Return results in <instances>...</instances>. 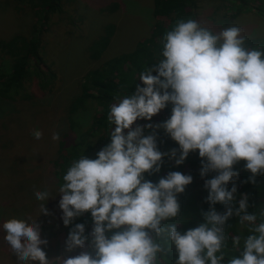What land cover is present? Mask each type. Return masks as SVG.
I'll return each instance as SVG.
<instances>
[{
	"label": "clouds",
	"instance_id": "1",
	"mask_svg": "<svg viewBox=\"0 0 264 264\" xmlns=\"http://www.w3.org/2000/svg\"><path fill=\"white\" fill-rule=\"evenodd\" d=\"M162 45L161 58L139 73L141 83L110 105V142L95 159L74 160L62 176L58 207L63 225H71L64 254L82 251L58 256V264H157L158 254L170 248L174 264H264V220L257 223L255 212H248V194L237 196L239 172L233 167L244 161L250 173L241 184L264 175V49L247 47L237 26L214 32L192 19L177 21ZM168 105L165 121L133 127L137 120L152 121ZM158 129L178 148L161 152ZM32 135L39 140L42 133ZM51 139L59 135L53 132ZM192 152L202 158L199 175L209 207L201 212L202 223L181 233L169 221L178 217L177 196L192 176L169 171L153 183L145 174L159 173L165 156L179 166ZM210 172L216 175L206 179ZM33 195L42 202L39 216L48 215L51 193ZM84 213H90V231L73 224ZM232 216L248 234L242 244L240 236L231 238L232 247L243 250L225 261V228ZM0 232L16 264H50L41 247L48 241L36 220L11 218L0 223Z\"/></svg>",
	"mask_w": 264,
	"mask_h": 264
},
{
	"label": "trees",
	"instance_id": "2",
	"mask_svg": "<svg viewBox=\"0 0 264 264\" xmlns=\"http://www.w3.org/2000/svg\"><path fill=\"white\" fill-rule=\"evenodd\" d=\"M219 1H221L222 9H225V12L222 14L215 13V15L218 21L222 19L219 22L223 27L229 24L228 21L233 13L244 12L241 11V8H248V12L251 11L252 1L250 0ZM199 2L200 0H154V23L149 37L138 43L133 52L122 54L104 62L101 66L90 70L86 74L76 90V95H78L66 110L68 117L61 114L56 118V121H58L57 129L63 122H66L67 130L57 132L59 135L57 147L54 150H45L42 155L45 158L49 154H53L54 160L47 168L51 166L50 173H53L55 179L48 178L44 168H42L44 165L47 166L46 160L43 161L42 159L38 168H33L35 167L33 166V156L26 155L23 163L20 165L17 163V154L21 150L22 157L27 153L24 143L31 139L24 137L18 143L19 137L13 138L12 148L2 150V153L8 152L0 159V208L5 211L2 222L11 218L32 221L36 219L35 213L40 214L39 206L42 202L36 201L33 194L36 191L45 189L53 196V198H49L47 203L43 202L46 203L45 207L48 209L49 214L45 216L46 218H39L36 222L39 225H44L56 220V207L60 199V196L56 195V189L62 183L63 174L66 173L74 160L83 155L89 159L96 158V153L104 147V145H101L98 149H95L98 137L102 135L103 140H105L104 136H109L112 127L107 119L110 105L116 103L119 98L130 95L135 84L141 83L138 80L139 73L161 58L162 38L167 31L175 26L177 21L192 19L200 23L197 13L200 8ZM7 4L12 5L18 13L26 15L30 12L33 23L28 28L29 31L26 35H18L9 40L0 39V100L7 103L25 102L28 104L30 101L36 100L37 96L25 93L27 83L36 84L47 95L55 92L58 75L53 73L52 66H48L46 63V53L42 51L44 50L42 36L45 33L44 27L49 25L50 16L58 11L64 13L67 8H64L62 0H5L3 7L6 8ZM114 10H116V7L111 12ZM107 11L109 10L104 9L103 13H107ZM114 28L115 26L109 25L107 33L105 32L106 34L102 35L103 38L101 36L93 45L89 53L91 62L97 61L108 50L115 32ZM246 46L264 49V39H258L256 42L246 41ZM4 60H7L8 64L3 65ZM141 86L143 85L141 84ZM91 108H95V110H92L91 116L83 117L82 114L87 113ZM170 114L171 105H168L154 116L150 123L163 122ZM33 120L32 123L36 122L35 119ZM28 124L23 125L25 129H28ZM11 126L12 124H10V128ZM83 127H86V132L82 131L84 130ZM30 129H28L26 135L30 133ZM148 132L150 133L151 130H148ZM157 133V145L161 152L178 148V145L164 133L163 129H158ZM109 140L110 136L108 140H105V143L108 144ZM95 151L97 152L95 153ZM201 159L197 152H192L182 165L177 166L174 161L165 156L162 158L159 173L145 174V178L153 183L169 171H178L192 176V183L186 186L184 193L177 196L180 204L178 217L173 221H169L170 223H176L177 229L181 233L202 223L203 216L201 212L206 211L209 207L205 201L207 190L203 187L204 180L199 175ZM243 164L244 161H240L233 166L234 170L239 172V180H246L250 175L243 168ZM214 175H216L215 172H210L206 179L212 178ZM239 180L237 181V196L240 193L248 194V212H255L257 223H259L264 220V216L260 215L264 211V175H257L255 183L241 184ZM215 207L219 212L224 211L223 205L220 203H217ZM41 215L44 216V214ZM75 223L85 224L86 231H90L92 227L90 213H84L77 217L73 221V224ZM70 227L71 225L68 226L69 230ZM225 233L226 242L222 250L225 253L226 261L232 256H239L240 251L243 250L242 247L239 250L234 249L231 238L240 236L242 244L243 237L248 232L246 227H242L238 223V218L232 216L226 223ZM3 235L0 232V258L2 260H4L3 257L9 258L8 253L11 256L14 255L10 248L5 246L7 243L4 241ZM86 250L90 251V249ZM12 257L16 260L15 256ZM175 259V249L170 248L163 257L158 254L157 264H174Z\"/></svg>",
	"mask_w": 264,
	"mask_h": 264
},
{
	"label": "rangeland",
	"instance_id": "3",
	"mask_svg": "<svg viewBox=\"0 0 264 264\" xmlns=\"http://www.w3.org/2000/svg\"><path fill=\"white\" fill-rule=\"evenodd\" d=\"M0 1V39L9 40L18 35H26L29 31L28 28L33 23L31 13L26 15L18 13L12 5L8 4V7L5 8L3 7L5 0ZM250 1H252L250 12H248V8H241V11L244 12L233 13L228 21L229 24L223 27L219 22L222 19L218 21L215 15V13L222 14L225 12V9H222L221 1L200 0V8L197 11L199 22L214 32L237 26L242 29L246 41L256 42L258 39H264V0ZM62 3L67 10L65 9L63 14L58 11L50 16L49 25L44 27L45 33L42 36L44 48L42 51L47 54H45L46 63L48 66L51 65L53 73L58 75L55 92L47 95L31 82L26 84L25 93L36 95L38 101L34 99L27 104L25 102L7 103L0 100V159L5 156V153L8 154L7 151L2 153V150L12 148L13 138L19 137L18 143L24 137L29 138L31 140L24 143L27 153L22 157V150L19 151L17 163L19 165L23 163L26 155L33 156V166H35L33 168H38L41 160H46L47 166L44 165L42 168L50 179L54 176L52 172L50 173L51 166L47 167L52 164L54 157L53 154H49L45 158L42 155L45 150H54L57 147V140L51 139L52 133L67 130L66 122H63L57 129L58 121L56 118L61 114L68 117L66 110L78 95H76V90L90 70L117 56L133 52L138 43L149 37L154 23V0H62ZM115 7L116 10L111 12ZM104 9L109 11L103 13ZM109 25L115 26L111 44L97 61L91 62L89 60L90 50L97 40L105 32L107 33ZM6 63L8 64L7 60L2 62L3 65ZM47 104L51 107H48ZM93 109L95 110V108ZM93 109L91 108L82 116L85 118L91 116ZM96 112L98 111L96 110ZM33 119L36 122L32 123ZM150 122L137 120L133 127L136 124L143 125ZM27 123H29L28 129L31 128L28 135H26L28 129L23 126ZM10 124H12L11 128ZM83 129L82 131L86 132V127ZM33 130L41 131L42 136L39 140L33 137ZM144 134L150 133L146 130ZM108 138L109 136H104L105 140ZM105 140H103L102 135L99 136L95 143V149L101 145L105 146ZM56 209V220L49 224L40 225L41 238L48 241L47 246L42 245L41 247L47 258L51 260L50 264H58L55 258L64 254V241L69 232L68 226L63 225L61 220L62 210L58 206ZM4 212L0 208V223H2ZM35 215L37 218L34 220L36 221L48 216H39L38 213ZM5 246L9 248L7 244ZM80 251L82 250L76 249L72 253L64 254L65 258L76 256ZM8 255L9 258L3 257L4 260L0 258V264H16V260L12 257L15 255L11 256L9 253Z\"/></svg>",
	"mask_w": 264,
	"mask_h": 264
}]
</instances>
